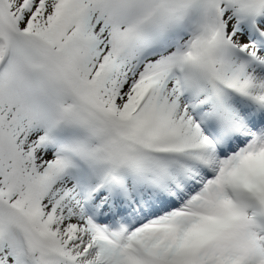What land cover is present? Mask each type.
I'll return each mask as SVG.
<instances>
[{"label":"snow or ice","instance_id":"snow-or-ice-1","mask_svg":"<svg viewBox=\"0 0 264 264\" xmlns=\"http://www.w3.org/2000/svg\"><path fill=\"white\" fill-rule=\"evenodd\" d=\"M0 264H264V0H0Z\"/></svg>","mask_w":264,"mask_h":264}]
</instances>
